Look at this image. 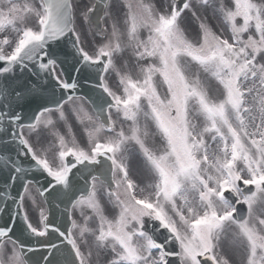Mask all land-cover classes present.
Here are the masks:
<instances>
[{"label": "snow or ice", "instance_id": "6c2138e0", "mask_svg": "<svg viewBox=\"0 0 264 264\" xmlns=\"http://www.w3.org/2000/svg\"><path fill=\"white\" fill-rule=\"evenodd\" d=\"M0 264H264V0H0Z\"/></svg>", "mask_w": 264, "mask_h": 264}]
</instances>
